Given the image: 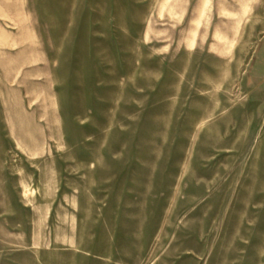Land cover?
Masks as SVG:
<instances>
[{"label": "rangeland", "instance_id": "rangeland-1", "mask_svg": "<svg viewBox=\"0 0 264 264\" xmlns=\"http://www.w3.org/2000/svg\"><path fill=\"white\" fill-rule=\"evenodd\" d=\"M0 264H264V0H0Z\"/></svg>", "mask_w": 264, "mask_h": 264}]
</instances>
